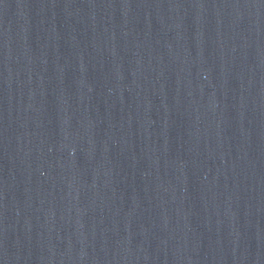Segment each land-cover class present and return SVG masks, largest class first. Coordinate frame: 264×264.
<instances>
[{"label":"water","instance_id":"water-1","mask_svg":"<svg viewBox=\"0 0 264 264\" xmlns=\"http://www.w3.org/2000/svg\"><path fill=\"white\" fill-rule=\"evenodd\" d=\"M0 264H264V0H0Z\"/></svg>","mask_w":264,"mask_h":264}]
</instances>
